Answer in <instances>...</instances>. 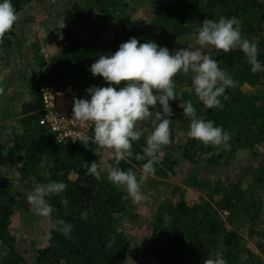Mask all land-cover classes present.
<instances>
[{
  "label": "trees",
  "instance_id": "obj_1",
  "mask_svg": "<svg viewBox=\"0 0 264 264\" xmlns=\"http://www.w3.org/2000/svg\"><path fill=\"white\" fill-rule=\"evenodd\" d=\"M33 1L12 0L16 15L30 10ZM134 1L137 0H69L62 21L65 31L71 32L70 25H81L82 18L86 17L90 23L88 36L69 39V49L50 56L48 64L34 44L29 54L39 72L37 78L35 81L23 75L16 78L17 89L22 82L25 85L32 82L33 86L28 90L20 88L17 94L16 87L11 88V81L0 78V123L6 120V112L11 107V99L9 104L2 105V99L10 97L11 89L16 90L12 101L19 112L10 122L11 145L7 140L0 142V163L5 157L21 163L18 172L22 195H28L36 183L62 181L67 185L60 194L46 197L53 212L47 218H39L40 223L48 226V239L41 248H33L31 264H125L131 249L126 228L134 222L136 213H132L137 207L130 199L124 198V190L106 179L105 171H100L99 180L87 174L85 163L100 162L96 156L93 131L89 139L83 138L73 144L60 143L39 125L43 114L41 86H73L87 99L85 89L88 87L107 86L101 77H94L89 71L100 55L114 53L130 37L141 43L153 41L170 52L188 47L189 39L195 40L200 23L221 16L239 20L242 37L257 44L258 59L264 64V0H144L152 14L141 24L125 11L133 7L131 3ZM92 11L96 12L94 18L86 16ZM102 23L103 26L116 24L117 28L108 41L100 39ZM13 28L0 40V63L12 51ZM201 54L216 59L237 83L226 90L227 100L221 97L222 109H205L192 90L191 74L179 73L173 78L177 100L169 102L173 111L170 117L171 143L163 146L161 160L155 165V175L174 176L175 167L183 163L195 171L201 166L210 167L205 182L197 181L199 172L187 176L191 185L208 190L209 200L188 205L179 193L173 202L168 199L158 206L155 215L148 220L152 243L142 250L146 257L144 264H204L217 253L223 255L227 264H264L245 245L247 238L259 240V247L264 248V164H258L247 186L233 179L239 169L236 152L246 149L257 158L259 147H264V72L252 73L247 58L239 49L225 53L207 48L201 49ZM124 83L122 81L116 87ZM245 88H250L251 92H244ZM187 100L193 102L198 117L212 120L230 133V150L205 146L187 137L189 122L179 107L180 102ZM139 127L141 130L151 129V118L139 122ZM146 135L143 133L140 140L134 142V153H142ZM141 163L143 161L128 158L122 160L119 167L139 174ZM112 164L110 159L108 168ZM222 172L225 177L232 178L226 182L222 179ZM19 197L11 183L0 177V264H27L16 251V241L10 232ZM82 213L87 214L86 219L81 218ZM61 219L73 225L70 239L52 227Z\"/></svg>",
  "mask_w": 264,
  "mask_h": 264
},
{
  "label": "clouds",
  "instance_id": "obj_2",
  "mask_svg": "<svg viewBox=\"0 0 264 264\" xmlns=\"http://www.w3.org/2000/svg\"><path fill=\"white\" fill-rule=\"evenodd\" d=\"M17 21L12 0H0V40ZM64 27V26H63ZM62 28V27H61ZM197 47H180L169 51L153 41L141 43L130 37L119 45L117 51L100 55L89 71L101 77L106 87L91 86L85 89L89 98L73 100L72 119L78 125L91 127L93 140L97 146L108 152L113 164L107 168L106 179L114 186L123 188L125 199L138 204L142 199V185L155 175L163 146L171 143L170 117L173 115L170 101L177 100L174 77L177 73L191 74V87L198 101L205 109H222L221 97L227 100L226 90L234 87L233 76L219 66V62L209 55H201V49L213 48L227 53L239 49L247 58L251 72H264V64L259 59L257 44L242 37L240 22L235 17L221 16L205 19L197 29L194 41ZM125 82L123 86L121 82ZM159 105V110L157 109ZM183 116L188 119L186 133L190 139L200 141L205 146H219L231 149V135L212 120L197 115L191 100L180 102ZM153 112L155 116L153 118ZM151 118V129H140L139 122ZM143 133L145 147L142 153L133 152V144ZM134 158L143 161L140 172L122 170V160ZM95 161L85 163L87 174L101 178L99 165ZM67 188L62 181L36 183L26 196L31 210L40 217L47 218L53 207L46 197L60 194ZM82 219L87 218L82 213ZM65 238H71L73 225L61 219L52 225ZM204 264H227L223 255L206 259Z\"/></svg>",
  "mask_w": 264,
  "mask_h": 264
},
{
  "label": "rangeland",
  "instance_id": "obj_3",
  "mask_svg": "<svg viewBox=\"0 0 264 264\" xmlns=\"http://www.w3.org/2000/svg\"><path fill=\"white\" fill-rule=\"evenodd\" d=\"M73 1L75 2L77 0ZM68 2L69 0H35L32 2V8L30 10H24L17 16V21L15 22L17 24L15 28H13L15 37L13 40L14 45L12 51H9L5 60L0 63V78L11 81V88L15 86L17 89L19 86L16 79L19 75H23L28 79L34 78V81L35 78H37L39 72H37L38 70L36 69L35 64L32 63L33 61H30L31 56L29 54L30 50L34 47V44L39 48L43 60L48 64L50 56L59 51L69 49V39L72 37L83 39L88 36L87 33L90 30V23L87 22L88 18L86 17L82 18L81 25H79V23H73L70 25V31L72 33L65 31L62 21L65 15L64 11L68 7ZM131 5L133 7H128L125 11L127 14L132 15V17H134L140 24L144 23L152 14L151 11L149 12L150 9L146 6L147 2L144 0L134 1ZM95 15L96 12L92 11V13H89L86 16L94 18ZM103 23L99 27L101 30L103 29L100 39L101 41H108L117 27L116 24L112 23L105 25L106 28L104 30L105 26H103ZM189 40H191V42L188 44V47L194 48V38H190ZM11 70H13L12 75L10 72ZM8 73H10L11 76ZM178 74L179 73H177L176 76ZM31 86H33L32 82L30 83L28 81V84L26 85L22 82L20 88L25 91V89L28 90ZM20 88L17 89V94L20 92ZM15 91L11 89V95H9L11 98L8 97L4 100L2 99V105L9 104L11 99V107L6 112V120L3 123H0V142L7 140L9 145H11L10 122L13 118L15 119L19 113L17 105H14L12 101ZM244 92L250 93L251 89L245 88ZM95 146L96 156L101 162L99 169L100 171H105L107 173L108 162L111 158L107 151L101 149L96 144ZM258 152L259 154L257 158L250 155L249 151L246 149H239L236 152L235 161L239 167L236 175L233 177L236 182H239L243 186H247L251 183L258 164H264V147H259ZM19 168H21V163L15 158L9 159L5 157L3 162L0 163V177L8 180L14 188V191L20 196V203L16 215L13 218L10 232L16 241V251L25 258L27 264H31L33 248H41L48 239V231L46 229L48 226L40 223V216H37L31 210V205L26 200L27 195L21 194L22 191L19 186ZM209 168L201 166L197 169L198 171H195L192 166L183 163L180 166L175 167L176 175L165 177L153 175L143 183L141 186L142 199L136 204L137 207L132 213H136V218L134 222H130L127 226L128 228H126L131 249L129 256L125 260V264L145 263L146 257L143 255L142 250L152 243L150 230H148V220L155 215L158 206L161 207L162 203H165L168 199H171L172 201L174 200L173 198H177L180 195H182L188 205L196 204L201 202V200H209L207 197L209 194L208 190H201L196 188L195 185H191L192 183L187 177L191 172H199L200 175H198L197 181L205 182V175ZM223 173L224 172L221 173V176L223 175L222 179L226 182L232 178V176L225 177V173ZM215 180L217 181V179ZM121 189L123 190V188ZM224 216L225 213L222 214V220L224 219ZM126 220L129 221L132 219L128 220V218H126ZM259 244V240L255 241L247 238L245 240L246 247H248L264 263V248L259 247Z\"/></svg>",
  "mask_w": 264,
  "mask_h": 264
},
{
  "label": "built area",
  "instance_id": "obj_4",
  "mask_svg": "<svg viewBox=\"0 0 264 264\" xmlns=\"http://www.w3.org/2000/svg\"><path fill=\"white\" fill-rule=\"evenodd\" d=\"M39 92L43 113L39 125L46 128L57 142L73 144L88 138L92 128L78 125L72 119L73 100L85 98L79 89L73 86L57 88L49 84L41 86Z\"/></svg>",
  "mask_w": 264,
  "mask_h": 264
},
{
  "label": "crops",
  "instance_id": "obj_5",
  "mask_svg": "<svg viewBox=\"0 0 264 264\" xmlns=\"http://www.w3.org/2000/svg\"><path fill=\"white\" fill-rule=\"evenodd\" d=\"M11 95V94H10Z\"/></svg>",
  "mask_w": 264,
  "mask_h": 264
}]
</instances>
